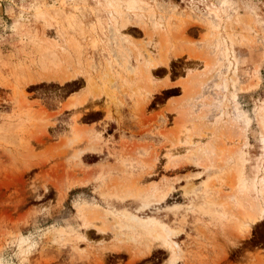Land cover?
Segmentation results:
<instances>
[{
    "label": "rangeland",
    "instance_id": "374dc122",
    "mask_svg": "<svg viewBox=\"0 0 264 264\" xmlns=\"http://www.w3.org/2000/svg\"><path fill=\"white\" fill-rule=\"evenodd\" d=\"M0 6V264H264V0Z\"/></svg>",
    "mask_w": 264,
    "mask_h": 264
},
{
    "label": "bare ground",
    "instance_id": "6f19581e",
    "mask_svg": "<svg viewBox=\"0 0 264 264\" xmlns=\"http://www.w3.org/2000/svg\"><path fill=\"white\" fill-rule=\"evenodd\" d=\"M0 8H1V6H0ZM146 64L148 67V71L154 70L158 66H161V65L166 66L168 64L167 57H166V51L165 50L162 51V53L160 54L159 60H156L153 57H149ZM209 65H210V63L207 62L206 66H209ZM72 77L73 76H67L65 78V80L69 81V80H71ZM73 79H74V77H73ZM192 80L193 81H191L190 83L191 84L193 83V85L198 82L197 77L195 75L193 76ZM187 88L191 89L192 87H190L188 85V87H186V89ZM79 132L74 135L75 140L80 139L82 137L81 133H79ZM186 142L191 143V140H189V141L187 140ZM137 195H138V193L136 191V194H134V196L137 197ZM100 212L102 213L103 211H100ZM100 212H99V208H98V210H96V209L92 210L91 213L93 215V218L100 217L101 216ZM240 215H241V220L239 223L240 231L241 230L246 231L247 228H251L252 225L257 224L258 222H260L264 218V206L260 202H256V203L252 204L250 207V205H248V203L246 201H243L240 203ZM129 219L131 221H133V224H134L133 226L135 228L133 226L132 227L134 229H137V231H141L144 234L151 235L152 237H154L158 241V243L160 244V247H163V248H165V250H168V252H170V256H169L170 258L168 259L167 264H175L178 262L177 254H175V252H177L176 250L178 248V243L168 237L169 234L167 233V231L161 225H159L154 218L149 217V219L146 220V222H145V220L143 221L138 216L130 214ZM164 230L166 231L167 234L166 233L165 234L167 236L163 233ZM246 232H248V230ZM148 250H149V252L151 251V245L148 247Z\"/></svg>",
    "mask_w": 264,
    "mask_h": 264
},
{
    "label": "crops",
    "instance_id": "0c3cea01",
    "mask_svg": "<svg viewBox=\"0 0 264 264\" xmlns=\"http://www.w3.org/2000/svg\"><path fill=\"white\" fill-rule=\"evenodd\" d=\"M160 70L164 71L163 76L160 77V80L166 81L165 77H166V74H167L166 73L167 70H165L164 68H160ZM180 79H181V76H179V75H176V76H173L172 78H170L169 81L171 83H173V86H171L170 88H167V89H163V91L165 93H167V92H173V91H176V90L180 89V85L177 84L180 81ZM65 102H66V100H65ZM89 113L90 114H99L100 112L99 111L90 110ZM87 116H90V115H87ZM89 126H91V124Z\"/></svg>",
    "mask_w": 264,
    "mask_h": 264
}]
</instances>
